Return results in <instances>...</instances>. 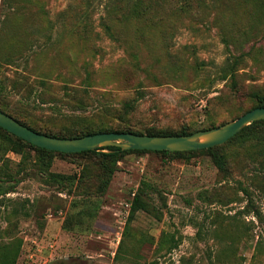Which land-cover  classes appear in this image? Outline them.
Segmentation results:
<instances>
[{"label":"rangeland","instance_id":"rangeland-1","mask_svg":"<svg viewBox=\"0 0 264 264\" xmlns=\"http://www.w3.org/2000/svg\"><path fill=\"white\" fill-rule=\"evenodd\" d=\"M108 1L0 0L1 75L26 76L38 89L46 80L59 95L88 91L81 93L86 106L64 98L60 113L28 106L16 91L0 104L53 131L78 126L76 114L93 127L200 130L256 104L252 93L264 89L260 1L195 0L164 33L132 18L120 22L125 18L105 7ZM87 14L91 23L81 29ZM127 43L138 63L124 52ZM140 88L147 95L120 122L117 109ZM103 103L116 110L103 111ZM220 152L224 169L204 152L189 158L127 153L103 189L100 155L55 157L50 170L66 175L56 182L39 170L33 152L24 159L0 147V169L19 181L0 197V242L22 240L16 264H264V155L242 139ZM136 194L145 208L128 221ZM72 214L77 219L66 229Z\"/></svg>","mask_w":264,"mask_h":264},{"label":"trees","instance_id":"trees-1","mask_svg":"<svg viewBox=\"0 0 264 264\" xmlns=\"http://www.w3.org/2000/svg\"><path fill=\"white\" fill-rule=\"evenodd\" d=\"M195 0H109L105 7L110 9L111 11L114 10L119 14V16H123L125 19L116 18L120 22L124 23L126 21H132V19L136 20L138 23H145L149 27V29L157 30L163 32L167 30V28L174 27L176 23H172L170 20L174 17L177 13H182L184 16L189 7L192 6ZM260 1V7L264 11V0H252L253 3ZM83 19H79L78 26L83 29L84 26H88L90 22V15H83ZM132 18V19H130ZM169 20V21H168ZM165 24V25H163ZM109 28H111L108 25ZM163 27V28H162ZM161 28V30H160ZM164 33V32H163ZM52 35L49 37V39ZM161 41H165V38L161 37ZM166 42V41H165ZM124 52L128 55L131 59H134L138 63V53L135 49H133L132 45H124L123 47ZM159 61V59H157ZM173 65L176 67V64L173 62ZM184 63L180 66L183 67ZM200 63L195 65V74L199 75L200 70L202 69ZM0 68L2 65L0 63ZM227 75L221 76L222 79H225ZM26 76H23L19 79H10L9 77H3L0 71V99L7 98L9 94L13 91L17 93H21L22 97L26 99V103L28 106L33 108L36 107H43L44 105H48L54 110H57L58 113L61 112V109L57 108L59 106L60 101L67 98V102L69 104H73V106L81 105L83 107L86 106L84 95L81 96L82 91L84 93H88L86 89H72L65 91L64 94L59 95L55 92H50L51 88L50 85L46 80L42 82L45 84L41 89L34 87L31 82L26 80ZM25 81V82H23ZM135 97L132 100L125 101L123 103V108L117 109V113L120 115L118 118H121L120 122H123L127 115L130 114L132 111L135 110L137 100L144 98L147 95L146 89H137L135 91ZM252 98L255 100L256 104L251 108H255L258 106H264V89L257 90L252 93ZM113 105V104H112ZM109 103H103L100 105V108H104L103 111L108 109L116 110L114 105L112 106ZM5 104H0V109H2L5 113L12 115L21 123L27 125L28 127L41 132L46 133L52 136L57 137H80L91 133L97 132H105V131H116V132H134L140 134H151V135H180V134H190L197 130H190L186 127H183L179 130H171V129H159L155 126H148L141 129H135L133 127H129L126 124L120 125L117 128H106V127H93L91 125H86L84 121L85 115L76 114L72 115L73 122L77 123L78 126H67L64 125L54 131L51 129H42L39 127L32 126L22 120L19 116L15 115L11 111H15L13 107L11 110H7L5 108ZM249 109V110H251ZM76 109H73V111ZM248 110V111H249ZM122 112V113H121ZM247 112V111H246ZM244 114V113H243ZM68 116V115H67ZM241 116V115H240ZM239 116V117H240ZM126 120V119H125ZM124 120V121H125ZM127 121V120H126ZM228 122V121H227ZM79 123V124H78ZM226 123V122H224ZM222 123V124H224ZM83 124V125H82ZM82 125V126H81ZM221 125V124H220ZM218 126L215 123L205 127V129L212 128ZM237 139H242L244 142L251 141L256 146L259 147V153L264 155V119L256 120L251 124L247 125L243 128L240 132H238L235 136L230 138L226 142H231ZM226 142L218 145H214L211 147L203 148V149H196V150H186V151H170V150H148V149H129L124 150L118 146H103L97 149L92 150H84L79 152H63L57 150H51L44 147H39L31 142L15 135L14 133L10 132L9 130L0 126V147H3L5 151H13L15 153L21 154L23 158H27L32 152L36 155V159L40 161V168L39 170L42 171L43 174L46 173L48 175L49 180H54L56 182H63L65 181L66 175L62 173H56L50 170L52 166L53 160L57 156H75V155H83V154H97L103 157V167L105 168L106 175L103 177L101 182V188L105 189L110 181L112 176L114 175L115 171L117 170V159L122 157V155L127 153H148V152H156L161 153L167 157L175 158V157H183L189 158L193 156L195 153L204 152L209 154L212 157V162H214L220 169L225 168V156L222 152H220L221 147ZM108 149L110 151H103ZM107 159V160H104ZM109 160L113 162V165H110ZM109 162V163H108ZM63 180V181H62ZM18 180L15 179L13 173L8 171H3L0 169V197L6 196L10 192H14L17 188ZM128 221H131L135 215V213L139 209L145 208V202L141 199L140 194H136L133 198ZM77 217L75 214L68 215L63 223L64 228L71 229L74 220L76 221ZM22 245V240L18 242L10 241V242H0V264H16L20 249Z\"/></svg>","mask_w":264,"mask_h":264},{"label":"water","instance_id":"water-1","mask_svg":"<svg viewBox=\"0 0 264 264\" xmlns=\"http://www.w3.org/2000/svg\"><path fill=\"white\" fill-rule=\"evenodd\" d=\"M261 119H264V106L255 107L235 120L212 128L200 129L190 134L151 135L105 131L80 137H57L38 132L0 109V126L39 147L63 152H82L103 146H118L124 150L186 151L203 149L228 141L247 125Z\"/></svg>","mask_w":264,"mask_h":264}]
</instances>
